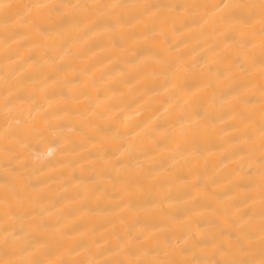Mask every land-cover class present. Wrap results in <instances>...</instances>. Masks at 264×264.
<instances>
[{
  "label": "bare ground",
  "instance_id": "obj_1",
  "mask_svg": "<svg viewBox=\"0 0 264 264\" xmlns=\"http://www.w3.org/2000/svg\"><path fill=\"white\" fill-rule=\"evenodd\" d=\"M0 264H264V0H0Z\"/></svg>",
  "mask_w": 264,
  "mask_h": 264
}]
</instances>
